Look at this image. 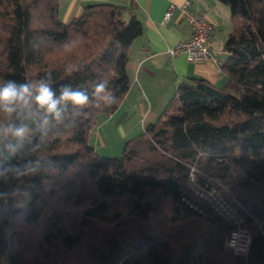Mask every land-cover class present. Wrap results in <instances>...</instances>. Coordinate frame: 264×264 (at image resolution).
Here are the masks:
<instances>
[{
  "label": "trees",
  "instance_id": "1",
  "mask_svg": "<svg viewBox=\"0 0 264 264\" xmlns=\"http://www.w3.org/2000/svg\"><path fill=\"white\" fill-rule=\"evenodd\" d=\"M217 1L242 20L223 45L225 82H180L156 121L105 157L88 133L129 87L127 49L141 22L112 3L88 4L65 23L59 0H0V83L51 71L57 95L68 84L89 95L43 127L39 116L12 117L29 139L5 141L15 155L0 151V264H264V0ZM102 81L114 102L93 94ZM36 160L41 167L19 179L5 171ZM191 166L234 194L239 221L188 189ZM17 191L29 194L23 206ZM242 222L244 253L225 244Z\"/></svg>",
  "mask_w": 264,
  "mask_h": 264
},
{
  "label": "crops",
  "instance_id": "2",
  "mask_svg": "<svg viewBox=\"0 0 264 264\" xmlns=\"http://www.w3.org/2000/svg\"><path fill=\"white\" fill-rule=\"evenodd\" d=\"M185 1L59 0V15L65 23L77 17L86 5L105 2L126 7L123 19L127 21L135 16L142 25V32L127 49L128 89L114 112L102 115L88 133V143L97 152L112 142L121 146L143 133L147 125L156 121L180 82H190L192 78L217 86L225 82L220 68L227 58L223 45L228 33L236 27L228 9L217 0H188L191 9L204 13L213 26L207 41L210 59L195 63L188 61L184 53L169 54V49L191 35L181 11ZM107 150L100 154H115L112 147Z\"/></svg>",
  "mask_w": 264,
  "mask_h": 264
},
{
  "label": "clouds",
  "instance_id": "3",
  "mask_svg": "<svg viewBox=\"0 0 264 264\" xmlns=\"http://www.w3.org/2000/svg\"><path fill=\"white\" fill-rule=\"evenodd\" d=\"M72 70L66 68L69 74ZM108 92V82L102 81L95 85L93 94L105 101L114 102V98L108 95ZM68 104L77 108L86 107L89 104V95L86 91L73 90L70 84L62 85L57 95L52 87L51 71L31 82L18 83L14 80H7L0 83V115L9 120L7 124L0 122V151L7 147L10 155H15L19 150L18 147H13L11 143L5 144V141L14 139L19 145H23L29 139V128L26 125L16 126L10 122L13 116L20 113H28L33 117L39 116L42 118L41 126L43 127L49 123V117L57 121L61 120L62 111ZM40 167V160L27 161L5 171L19 179L36 172Z\"/></svg>",
  "mask_w": 264,
  "mask_h": 264
},
{
  "label": "rangeland",
  "instance_id": "4",
  "mask_svg": "<svg viewBox=\"0 0 264 264\" xmlns=\"http://www.w3.org/2000/svg\"><path fill=\"white\" fill-rule=\"evenodd\" d=\"M227 9L228 6L224 5ZM229 11V10H228ZM234 27H239L242 24V20L239 18H232ZM101 146V145H100ZM124 143L121 146H118V142H112V145H107L106 147H101L103 150L97 152L100 154V151L108 152L107 149H113V153L110 154V157L119 156L122 153ZM102 155V154H100ZM105 156V155H102ZM106 157V156H105ZM238 174H243L239 170H234ZM201 183H205V186ZM186 184L189 190L205 203L217 214L229 220L230 222L239 221V218H242L243 208L238 199L234 194L225 187L218 179L210 177L206 173L197 169L194 166L189 168L188 179H186ZM16 203L18 206H23L29 199V194L27 191H19L14 195ZM242 220V219H241ZM236 235L231 236V234L226 237L225 244L231 247L235 251V247H239L244 241L250 239L249 230L246 227H243V222L237 223ZM232 238L234 241H229V238ZM237 252V251H236Z\"/></svg>",
  "mask_w": 264,
  "mask_h": 264
},
{
  "label": "built area",
  "instance_id": "5",
  "mask_svg": "<svg viewBox=\"0 0 264 264\" xmlns=\"http://www.w3.org/2000/svg\"><path fill=\"white\" fill-rule=\"evenodd\" d=\"M170 6L166 13V18L171 10ZM182 16L185 18L191 35L188 39L179 42L175 47L169 49L170 55L184 53L190 62L202 63L210 59L207 41L212 33L213 26L204 13L197 12L190 7V2L186 0L181 5ZM236 231L231 236L236 235ZM229 241L234 240L230 237ZM249 239L244 241L239 247H235V252L244 253L247 250Z\"/></svg>",
  "mask_w": 264,
  "mask_h": 264
}]
</instances>
